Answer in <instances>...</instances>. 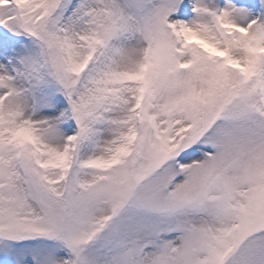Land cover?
Segmentation results:
<instances>
[{
    "label": "snow or ice",
    "instance_id": "obj_1",
    "mask_svg": "<svg viewBox=\"0 0 264 264\" xmlns=\"http://www.w3.org/2000/svg\"><path fill=\"white\" fill-rule=\"evenodd\" d=\"M0 264H264V0H0Z\"/></svg>",
    "mask_w": 264,
    "mask_h": 264
}]
</instances>
